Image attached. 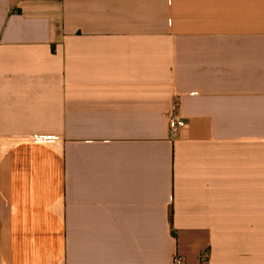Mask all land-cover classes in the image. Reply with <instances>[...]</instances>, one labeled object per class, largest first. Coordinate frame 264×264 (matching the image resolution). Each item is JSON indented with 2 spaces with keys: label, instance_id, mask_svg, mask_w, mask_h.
Instances as JSON below:
<instances>
[{
  "label": "crops",
  "instance_id": "obj_1",
  "mask_svg": "<svg viewBox=\"0 0 264 264\" xmlns=\"http://www.w3.org/2000/svg\"><path fill=\"white\" fill-rule=\"evenodd\" d=\"M0 264H264V0H0Z\"/></svg>",
  "mask_w": 264,
  "mask_h": 264
},
{
  "label": "built area",
  "instance_id": "obj_2",
  "mask_svg": "<svg viewBox=\"0 0 264 264\" xmlns=\"http://www.w3.org/2000/svg\"><path fill=\"white\" fill-rule=\"evenodd\" d=\"M186 128V122L178 117H171L169 120V130L170 133L175 136L179 134L182 130ZM47 138L45 137H37L36 140L41 141V140H46ZM206 258V256H204ZM178 263H182L180 260H177Z\"/></svg>",
  "mask_w": 264,
  "mask_h": 264
}]
</instances>
